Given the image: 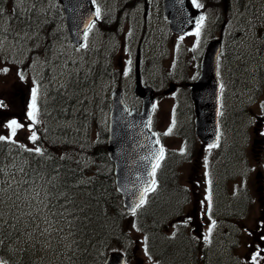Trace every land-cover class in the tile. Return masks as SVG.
Masks as SVG:
<instances>
[{
  "label": "rangeland",
  "instance_id": "obj_1",
  "mask_svg": "<svg viewBox=\"0 0 264 264\" xmlns=\"http://www.w3.org/2000/svg\"><path fill=\"white\" fill-rule=\"evenodd\" d=\"M25 1L26 0H17L16 4L25 6V4H23ZM37 1L38 0H32V3L36 5ZM102 1L103 0H101V2ZM258 1L261 7H264L262 5L264 4V0ZM9 6H11L10 3ZM100 6L102 10L107 9L102 6V3ZM42 10L43 9H41L40 12H42ZM214 13L216 14L218 11L215 10ZM109 18L114 19V16L112 15V17ZM253 18H257V13H255ZM5 20L6 19L0 22V59H3L0 61V136L6 137L13 133L16 134L15 137L18 138V144L29 145L30 142H28V138L34 128L33 122L35 113L40 108V100L42 99L45 101L47 99V90L53 87L55 89L58 87L60 88L63 84H66L69 79L77 78V72L79 71L84 74L89 72L90 74L93 68L91 45H93L94 38L93 34H89L84 48L80 51L74 50L70 47L68 42H62L63 40L61 39L53 38L52 40H47L50 39L48 35L51 33V29L45 27L43 31L47 33V39L42 38L38 40V38L40 39L41 37H33V35L24 34L22 35L24 37L18 42L17 39L11 40L6 36V33H3L2 30L6 28V26H4ZM219 22H221V20H218V23ZM245 23L246 21L241 20V16L234 15L232 21H230V30H237L239 26ZM215 31L218 30L216 28L207 30L204 27H200L191 32L188 36L182 38L169 35L163 42L164 48L160 53L159 68L156 70V79L159 82V86L164 85L165 78L168 76L174 75L181 77L185 74L189 76L188 78H191L194 75L196 57L201 54L203 45L208 40L207 37ZM256 32L257 33L253 36L254 40L252 41H248V39L240 41L233 39L234 42L231 39L228 40L227 46H233L234 52L233 56L231 53H229V55L227 54L224 62L230 63L232 59H235L233 61V67H240L241 62L249 60L250 55L259 50L258 46L264 45L263 33L258 31V29ZM47 43L50 44L49 47H47ZM52 46L55 47L53 50L51 49ZM19 48L27 49L24 58L21 52L18 51ZM30 51H32L31 60L28 58V53ZM123 52L124 48L118 47L113 53L111 47V54H108L115 59L117 64L116 68L120 70H122L124 65ZM98 57L102 58L103 55L98 52ZM12 59L16 63H14ZM259 63V59L252 56L246 70L247 74L251 76V81L248 85L245 84V81L244 83L235 82L238 92L236 97L230 98L232 107L224 114V136L221 147L225 150L233 142L239 150V153L236 155H239L240 160H238L237 167L234 170V172H236L235 177L233 179H225L221 176L219 178L221 182L218 185L219 188L226 186L233 195L246 194L247 197H249L250 207L252 208L249 210L247 216L240 220V227L243 229L246 241L241 245L238 244L239 251L246 255L245 264L250 261V258L247 256L249 254L247 250L257 247L260 241V235L255 236V231L259 228V222L261 221L257 217V214L261 215L264 211V133L261 128L263 123L260 125V120L263 118L261 103L264 100V94H262L264 90L255 92L253 86L257 84L253 75ZM102 67L103 64L100 63V60L99 63L95 61L96 72L100 71ZM98 79L103 82V85L98 88H110L112 86L110 75H100ZM229 80L232 79L230 78ZM70 94V92L67 93L68 96ZM88 96L92 97L91 100L93 101L89 109H86L88 112L92 113L93 116L89 119L91 128L83 127L70 118V123L74 124L78 130H82L83 132H88L91 129L95 131L96 126L100 123H104L107 116V112L102 107L105 100L104 91L97 90L93 95L85 93V97L84 93H80V97H84V100H86ZM178 103L180 105L178 111H181V115L176 118L175 113L178 112L176 111ZM53 106L55 108H60L61 104L55 102ZM239 106L242 107V111L241 116L236 121L233 111ZM191 117L190 111L187 108V99L182 92H176L171 96L158 100L154 126L156 130L163 135V141L169 149H185V144L178 132V125L180 122L186 123ZM38 120L40 121V119ZM70 123L67 124L70 126L72 125ZM59 125L60 124H56L55 128ZM85 125H87V122H85ZM192 151L193 156L191 161H186L185 164H182L180 171L187 181L192 182L193 194L204 196L202 200L206 204V207L203 212L204 214H208L210 208V177L208 169L210 151L206 148L200 150L198 145L193 146ZM232 153L231 151H224V155ZM94 161H99V159H94L87 164L90 172L94 170ZM19 167L20 162L17 161L11 165L13 173L11 170L7 172L9 177L5 179V182L7 186L12 187L11 193L13 195L12 197L8 195L3 196V194L0 195V204L2 205L0 210L2 212L3 208L6 207L13 214L22 204V200H26V203L32 200L33 195H29L28 183L26 182L23 184L21 181L22 172L19 170ZM218 171L219 170H217V172ZM259 172L262 174L260 181L259 178L256 177V174H259ZM168 194L172 193L167 191L166 195ZM219 201L221 202L220 199ZM7 205L12 207H8ZM228 208L229 205L226 204V209ZM16 215L17 214H14V216ZM201 222H203V219L198 222L199 225H193L192 228H199L197 235L199 237H204L210 231V222ZM126 228L128 229L129 236L134 241L131 257L132 264H150L151 261L144 249V234L140 231V225L135 222L134 217L127 219ZM188 230L189 232L192 231L190 226H188ZM219 245L217 249L222 246V243ZM42 255L44 256L45 264H52L53 260L48 255L47 250H44ZM216 256V251H211L209 259H215ZM252 264L254 263L252 262Z\"/></svg>",
  "mask_w": 264,
  "mask_h": 264
},
{
  "label": "trees",
  "instance_id": "obj_2",
  "mask_svg": "<svg viewBox=\"0 0 264 264\" xmlns=\"http://www.w3.org/2000/svg\"><path fill=\"white\" fill-rule=\"evenodd\" d=\"M5 2L0 0V17ZM44 16L45 13L30 9L22 14L12 13V20L16 29L40 33L49 27ZM58 98L60 108H72L66 102L68 96ZM59 110L57 108V113ZM82 125L86 127L84 122ZM60 136L59 143H54L49 155H46L48 150L38 146L25 158L24 174L29 195H35L38 200L35 209H32L33 203H25L17 209L16 216L6 207L3 212L0 210V256L7 258L5 253L13 261L16 260V264H41L39 253L47 250L54 264H101L108 251L128 250L130 253L127 243L131 238L126 228L129 214L121 204L112 170L108 166L110 161L103 140L106 131L100 133L96 144H90L89 139L84 143L87 151L99 158L92 173L85 172L81 160L71 156L72 148H56L64 140L71 141L67 135ZM12 148L8 141L0 139V161ZM173 163V160L167 161L161 179L162 188L168 189L174 184ZM11 192L3 193V196L12 197ZM164 207L163 198L157 196L137 216V219L141 218L143 227L151 231L149 243L157 254L158 264H200L203 259L197 256L195 245L188 240L173 241L158 229L155 232L157 221L163 218ZM215 251L218 257L216 263L213 260L214 264H230L224 246Z\"/></svg>",
  "mask_w": 264,
  "mask_h": 264
},
{
  "label": "water",
  "instance_id": "obj_3",
  "mask_svg": "<svg viewBox=\"0 0 264 264\" xmlns=\"http://www.w3.org/2000/svg\"><path fill=\"white\" fill-rule=\"evenodd\" d=\"M61 1L66 12L67 29L77 44L84 30L96 18V10L92 0ZM165 1L172 30L183 33L201 20L202 12L193 7L191 0ZM220 44V39L208 42L201 60L200 76L191 84L197 105L196 130L208 143L216 142L219 137L221 82L217 74V58ZM112 102L108 153L116 164L117 187L123 204L133 212L153 184V166L160 155V148L156 146L154 133L148 128L145 110L127 113L120 93H113ZM105 264H124V258L119 253H112Z\"/></svg>",
  "mask_w": 264,
  "mask_h": 264
},
{
  "label": "flooded vegetation",
  "instance_id": "obj_4",
  "mask_svg": "<svg viewBox=\"0 0 264 264\" xmlns=\"http://www.w3.org/2000/svg\"><path fill=\"white\" fill-rule=\"evenodd\" d=\"M226 11H228V6H226ZM133 15V40H138L139 50L141 51V63L142 65L151 64L147 67L146 71H144V79L148 81L151 86L155 89V0H151L149 10L147 15L144 14L142 9L135 10ZM223 24V21H222ZM224 25V24H223ZM223 25L220 27V32L223 28ZM235 34L233 32H229L226 30V22L224 25V41L222 53L219 59V72H221L222 78L226 83V77L229 75L224 71V58L225 55L229 53L227 50H233V46L228 47V40L234 41ZM251 37H248V41H250ZM132 39L129 42L132 44ZM144 51H143V50ZM230 51V52H231ZM263 218V217H261Z\"/></svg>",
  "mask_w": 264,
  "mask_h": 264
},
{
  "label": "bare ground",
  "instance_id": "obj_5",
  "mask_svg": "<svg viewBox=\"0 0 264 264\" xmlns=\"http://www.w3.org/2000/svg\"><path fill=\"white\" fill-rule=\"evenodd\" d=\"M78 95V93H77V91H75V96H77ZM70 117H72L74 120H76V121H78L79 120V115H78V112H72L71 114H70ZM102 168L104 169V170H106V167L105 166H102ZM156 229H157V226L155 225V232H156ZM213 260V259H212Z\"/></svg>",
  "mask_w": 264,
  "mask_h": 264
}]
</instances>
